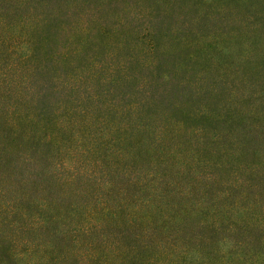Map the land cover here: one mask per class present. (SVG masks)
Here are the masks:
<instances>
[{"label":"trees","instance_id":"trees-1","mask_svg":"<svg viewBox=\"0 0 264 264\" xmlns=\"http://www.w3.org/2000/svg\"><path fill=\"white\" fill-rule=\"evenodd\" d=\"M236 176L264 188V0H0V264H264Z\"/></svg>","mask_w":264,"mask_h":264},{"label":"rangeland","instance_id":"rangeland-1","mask_svg":"<svg viewBox=\"0 0 264 264\" xmlns=\"http://www.w3.org/2000/svg\"><path fill=\"white\" fill-rule=\"evenodd\" d=\"M29 12H31V10ZM95 32L96 31H94V33ZM75 36L76 34H74L73 30H68L65 27H61L59 24H56L51 28L52 44L61 52L63 50H66L71 44H73ZM103 43L104 40H102V44ZM235 179L237 181L233 182V186H235L237 182H239L240 185L243 186H237L231 191L233 197L229 201V206H227L231 209L230 211H233L232 215L237 216L238 218H242V209L250 205L251 210H254L255 212V218L252 219V222H254V220L256 219V223H260L261 227L264 230V197L260 195V192H264V188H255L252 189L253 191H250L251 189L244 186L245 183L243 181L245 180L241 179L239 176H236ZM223 193H225V191H220V194ZM227 247L228 246L218 244V248L220 249L219 251H221V253H224Z\"/></svg>","mask_w":264,"mask_h":264}]
</instances>
